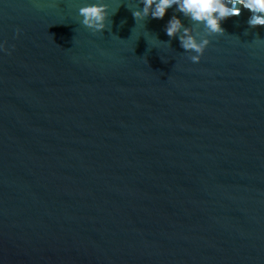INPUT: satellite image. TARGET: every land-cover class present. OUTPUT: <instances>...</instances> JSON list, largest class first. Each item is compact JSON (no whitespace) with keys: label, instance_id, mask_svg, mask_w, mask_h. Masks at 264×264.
<instances>
[{"label":"water","instance_id":"obj_1","mask_svg":"<svg viewBox=\"0 0 264 264\" xmlns=\"http://www.w3.org/2000/svg\"><path fill=\"white\" fill-rule=\"evenodd\" d=\"M88 2L0 0V264H264V26Z\"/></svg>","mask_w":264,"mask_h":264},{"label":"clouds","instance_id":"obj_2","mask_svg":"<svg viewBox=\"0 0 264 264\" xmlns=\"http://www.w3.org/2000/svg\"><path fill=\"white\" fill-rule=\"evenodd\" d=\"M140 3L143 7L130 10L136 22L149 17L163 19L174 6L176 12L191 21L190 26H185L179 16L173 15L165 26V32L170 38L178 37L184 51L192 53L189 59L194 63L201 61L211 43V36L225 33L223 21L240 16L242 10L251 12L248 20L250 27L264 26V0H140ZM109 9L107 0L85 3L78 8L80 23L94 32H104L109 28L110 16L115 14ZM19 32L20 29H17V35ZM0 49L9 51L7 41L0 44Z\"/></svg>","mask_w":264,"mask_h":264}]
</instances>
